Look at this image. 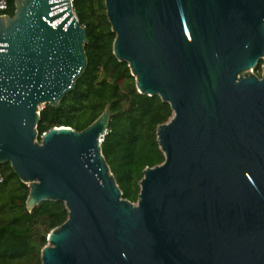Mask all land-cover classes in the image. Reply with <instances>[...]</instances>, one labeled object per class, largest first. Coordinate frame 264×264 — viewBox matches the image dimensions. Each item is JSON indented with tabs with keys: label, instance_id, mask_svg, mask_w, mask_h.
Masks as SVG:
<instances>
[{
	"label": "water",
	"instance_id": "obj_1",
	"mask_svg": "<svg viewBox=\"0 0 264 264\" xmlns=\"http://www.w3.org/2000/svg\"><path fill=\"white\" fill-rule=\"evenodd\" d=\"M104 5L113 55L172 111L156 129L164 161L143 170L136 203L102 155L108 105L80 132L38 136L40 111L87 67L72 2L14 0L0 15V166L28 187V211H67L41 264H264V0Z\"/></svg>",
	"mask_w": 264,
	"mask_h": 264
},
{
	"label": "trees",
	"instance_id": "obj_2",
	"mask_svg": "<svg viewBox=\"0 0 264 264\" xmlns=\"http://www.w3.org/2000/svg\"><path fill=\"white\" fill-rule=\"evenodd\" d=\"M6 1L9 7L3 14L12 16L14 0ZM72 9L86 31L87 67L57 107L45 105L40 111L38 136L54 127L80 132L108 105L110 122L101 142L102 155L122 197L136 203L143 170L164 161L156 129L171 118L172 111L158 96L139 94L127 64L113 55L115 35L104 0H72ZM261 65L262 61L254 69L258 77ZM0 172V264H41L40 253L49 232L67 219L64 204L42 201L28 211V187L9 164L0 166Z\"/></svg>",
	"mask_w": 264,
	"mask_h": 264
},
{
	"label": "built area",
	"instance_id": "obj_3",
	"mask_svg": "<svg viewBox=\"0 0 264 264\" xmlns=\"http://www.w3.org/2000/svg\"><path fill=\"white\" fill-rule=\"evenodd\" d=\"M72 2V0H70ZM8 3L6 0H0V15H4L3 13L8 10ZM3 182V176L0 172V183Z\"/></svg>",
	"mask_w": 264,
	"mask_h": 264
},
{
	"label": "rangeland",
	"instance_id": "obj_4",
	"mask_svg": "<svg viewBox=\"0 0 264 264\" xmlns=\"http://www.w3.org/2000/svg\"><path fill=\"white\" fill-rule=\"evenodd\" d=\"M254 72V74H255V70L253 71ZM256 75V74H255Z\"/></svg>",
	"mask_w": 264,
	"mask_h": 264
}]
</instances>
